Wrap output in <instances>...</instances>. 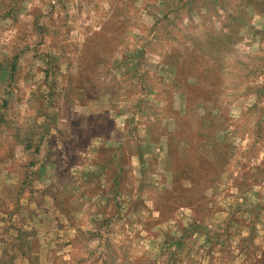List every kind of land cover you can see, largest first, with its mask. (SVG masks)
Returning <instances> with one entry per match:
<instances>
[{
	"label": "rangeland",
	"instance_id": "1",
	"mask_svg": "<svg viewBox=\"0 0 264 264\" xmlns=\"http://www.w3.org/2000/svg\"><path fill=\"white\" fill-rule=\"evenodd\" d=\"M0 264H264V0H0Z\"/></svg>",
	"mask_w": 264,
	"mask_h": 264
}]
</instances>
